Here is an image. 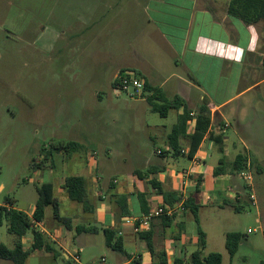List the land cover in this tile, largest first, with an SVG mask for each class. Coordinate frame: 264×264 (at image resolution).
I'll list each match as a JSON object with an SVG mask.
<instances>
[{"label": "crops", "instance_id": "0c3cea01", "mask_svg": "<svg viewBox=\"0 0 264 264\" xmlns=\"http://www.w3.org/2000/svg\"><path fill=\"white\" fill-rule=\"evenodd\" d=\"M141 1L144 24H103L104 15L96 24H86L83 17L85 24H80L81 30L77 34L69 36L67 45L76 38L83 40L86 45L82 59L85 62L92 61L89 48L95 51L94 77L98 82L106 80L114 86L116 76L125 71L134 72L144 79L149 90L142 100L132 99L122 108L129 113L123 123L143 126L148 133L146 140L153 144V148L149 150L148 145L146 153H140V143L133 144L126 130H123L122 136L107 137L102 145L97 143L92 148L82 150V145L77 141H67L60 144L75 142L78 149L48 153V165L42 170L48 173L51 181L46 183L53 184L54 196L58 189V195L69 198L67 192H63L65 179L80 176L87 181V204L84 206L70 198L71 202L64 204V201L55 197L60 217L69 220L71 228L55 218L54 210L48 216L46 211L52 207L49 206L43 222L35 223L25 236L12 238L11 245L5 244L13 249L17 242H21L24 250H30L34 230L44 234L53 251H34L29 255L27 264L33 258L34 264H72L75 254H80L71 245L72 239L76 238L74 230L77 231V227L91 230L94 223L99 224L101 230L113 229L123 239L124 251H113L117 260L113 264H131L135 259H139L140 264H156L161 261L160 253L166 254L168 264H175L176 260L191 264V255L200 249L198 228L202 229L201 209L205 205H217L239 210L251 203L245 182L239 177L240 172L232 173L231 166L237 156L250 158L251 146L241 133L244 130L241 118L250 109L264 108V21L246 24L231 16L228 10L232 0ZM102 7L103 0H95L94 8L89 12L97 15ZM88 32H91L92 41H88ZM101 93L100 90L95 91L98 99ZM176 96L187 104L191 112L185 128H181L179 133V156L173 154L169 136L174 126L180 124L184 108L171 110L176 112V122L167 128L166 125L148 121L144 115L152 112L150 104L147 110L141 104L143 101L148 102L149 98H156L155 102L161 103L163 98L173 100ZM204 104L211 112L212 123L194 155L202 159L204 164L192 172L187 136L194 132L197 112ZM230 130L237 137L229 135ZM239 144L243 145L245 153L240 151ZM58 145H49L43 151L46 149L47 153L51 146ZM114 150H119L118 155L124 158L143 156L141 169L125 167L127 161L114 162L111 159ZM101 151L107 155V159H99ZM68 154H71L69 170L73 173L79 170L78 173L55 177L53 170L65 163ZM222 160L226 161L223 165L225 173L215 176V170L221 167ZM159 188L163 192L175 193L179 201L171 206L176 208V213L170 225L162 217L156 218L149 230L141 233L151 235L153 254L146 240L125 220L144 215L139 199L142 195L149 211L167 205ZM236 192L241 193L240 199L235 197ZM189 199H194V205L198 206V222L191 209L183 212L179 209L181 203L185 204ZM121 202L126 205L125 215ZM35 205L30 211L17 208L10 200L0 206L18 209L32 216ZM189 214L193 218H189ZM192 221L197 224L194 235L189 234L193 230ZM258 221L261 223L262 220ZM3 227L8 230L6 222L0 226ZM83 233L86 231L77 232V235ZM0 242L3 243L1 231ZM203 250L201 256L205 257L207 255L203 254ZM0 264L11 263L0 260ZM230 264L237 263L233 259Z\"/></svg>", "mask_w": 264, "mask_h": 264}, {"label": "rangeland", "instance_id": "374dc122", "mask_svg": "<svg viewBox=\"0 0 264 264\" xmlns=\"http://www.w3.org/2000/svg\"><path fill=\"white\" fill-rule=\"evenodd\" d=\"M94 1L0 0V205L10 200L23 211L32 209L39 197L37 188L51 181L47 171L42 170L48 165L43 149L49 145L77 141L83 150L97 143L102 145L107 137L122 136L126 130L133 144L140 143V153H146L148 145L149 150L153 148L146 140L148 133L143 126L123 123L129 113L122 108L132 99L125 93H115L111 82L96 81L95 51L89 48L92 61L85 62L83 40L76 38L67 45L69 36L81 30L80 24L85 21L96 24L103 15V24H144L142 1L103 0L97 15L90 13ZM87 35L88 41H92L91 32ZM98 90L102 91L99 99L95 95ZM141 104L145 110L149 108L148 102ZM144 117L167 128L176 122L174 111L167 118L152 112ZM241 122L244 124L241 133L251 146L247 169L254 180L257 206L250 203L235 210L230 206L205 205L200 211L201 227L207 234L203 254L220 253L224 264H230L233 259L237 264H261L264 262V108L250 109ZM229 135L237 137L233 130ZM239 145L245 153L243 145ZM118 153L119 150H114L111 155L114 162L127 161L125 167L141 169L143 156L124 158ZM69 155L65 163L53 170L55 177L78 173L79 170L74 173L69 170ZM101 158L107 159L102 151ZM55 197L64 204L71 202L67 196L64 199L58 195V189ZM53 210L49 207L46 214L51 215ZM189 218H193L191 214ZM192 222L193 230L189 234L194 235L197 224ZM249 230L254 232L249 234ZM0 231L3 243L11 245L16 236L6 227ZM231 232L243 235L235 258L225 247L226 235ZM73 233L76 238L71 245L80 252L82 264L95 263L104 256L111 263L117 261L105 244L99 224H92L91 230L81 236L75 230ZM33 260L30 264L35 263ZM71 263L75 264L72 260Z\"/></svg>", "mask_w": 264, "mask_h": 264}, {"label": "trees", "instance_id": "16d2710c", "mask_svg": "<svg viewBox=\"0 0 264 264\" xmlns=\"http://www.w3.org/2000/svg\"><path fill=\"white\" fill-rule=\"evenodd\" d=\"M229 14L237 19L242 20L246 24H256L260 21H264V0H232L228 10ZM263 69H264V57H263ZM146 91L149 90V86L146 84ZM156 98H149L148 103L150 104L151 110L154 113H158L161 117L166 118L171 110H178L184 108V115L180 118V124L174 126L171 135L169 136V146L174 150L173 154L179 156L181 154L180 137L179 133L181 128H185L187 121L190 119V110L187 104L178 96L173 100L161 99V103L155 102ZM196 126L194 132L187 136L190 145L189 158L193 159L194 155L198 151L200 144L204 137L208 133L211 127V112L204 104L197 112L196 115ZM78 144L75 142H68L66 145L60 144L58 146H51L45 154V160L48 159V153L53 154L54 152L61 151H76ZM46 151V149H45ZM164 154H167L165 152ZM226 163L225 160L221 161V167L219 166L215 170V176H219L225 173L223 165ZM248 158L246 156H237L235 161L232 163L231 172L238 173L247 169ZM199 183V182H198ZM153 185L158 187L156 182ZM63 188L67 192L69 198L77 203L87 204V181L85 178L80 176H69L65 179ZM161 195L164 197V201L167 205L173 206L179 199L175 193L163 192L160 188ZM38 200L35 205V210L32 216L18 209H8L7 207L0 206V226L6 222L8 231L11 234L21 238L25 236L28 231L34 228L35 223L43 222L45 218L46 208L52 206L54 209V216L56 219L64 223L67 228H71L69 220L60 217L59 204L54 196V187L51 183H43L37 188ZM140 203L144 214H148L147 202L144 196H140ZM194 199H189L184 204L185 209H191L196 221L198 222V206L194 205ZM123 214H126V205L121 202ZM162 219L170 225L172 222L171 218L166 216ZM78 233L88 231L84 227L76 228ZM105 244L107 248L114 252H123V239L117 235V232L113 229H104ZM199 234V250L193 253L189 259L191 264H223V256L220 253H210L205 257L201 256V251L206 246V235L203 230L198 228ZM141 238L146 240L147 245L151 252L154 254L153 243L151 241V235L148 233L140 234ZM243 239V235L237 232L227 233L225 246L231 257H234L239 249V245ZM38 250H45L52 252L53 248L47 241L46 236L41 232L34 230L33 233V244L30 250H24L21 242H17L13 249L8 248L5 244L0 242V260L10 262L11 264H27L29 255ZM160 263L156 264H168L166 254H159ZM131 264H140L139 259H135ZM175 264H184L182 260H176ZM261 264H264L262 262Z\"/></svg>", "mask_w": 264, "mask_h": 264}, {"label": "built area", "instance_id": "2783aa9c", "mask_svg": "<svg viewBox=\"0 0 264 264\" xmlns=\"http://www.w3.org/2000/svg\"><path fill=\"white\" fill-rule=\"evenodd\" d=\"M145 87H146V82L144 81V79L139 77L136 73L130 71H125L118 74L115 78L114 86H113L115 93H117L118 95L120 93H125L130 99L144 98L147 92ZM160 153L161 152L159 151L158 154ZM191 163H192V167H191L192 172H195L196 168L204 164L203 160L198 157H193V159H191ZM182 174H186V173L182 172ZM239 177L245 182L246 191L249 196L250 202L254 206H257V197L255 193L254 180L251 171L249 169H246L239 173ZM235 197L237 199H240L241 193L236 192ZM179 209L182 212L185 210L183 203H181ZM175 213H176L175 207L160 205L155 207L148 214H144L139 218H127L125 220V223L127 225L132 226L136 233L141 234L149 230L153 219L164 216L168 218H172L174 217ZM250 232L251 231H249V233ZM73 261L75 264H82L78 253H76L75 256L73 257ZM92 264H113V263L109 262V260L104 256Z\"/></svg>", "mask_w": 264, "mask_h": 264}]
</instances>
